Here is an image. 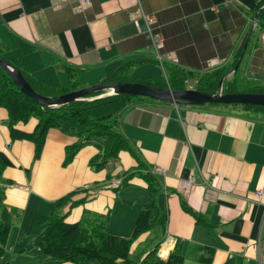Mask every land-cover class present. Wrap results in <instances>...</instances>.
<instances>
[{
	"label": "crops",
	"instance_id": "obj_1",
	"mask_svg": "<svg viewBox=\"0 0 264 264\" xmlns=\"http://www.w3.org/2000/svg\"><path fill=\"white\" fill-rule=\"evenodd\" d=\"M259 1L89 0L75 12L78 0H0V49L5 59L18 62L47 86L76 79L80 88L90 86L123 65L135 81L174 67L193 76L186 88H196L199 76L233 67ZM136 8L152 17L151 27L162 39L161 59L150 45L144 18L131 17ZM256 27L238 70L264 86V31ZM209 60L215 61L213 67ZM238 70L224 78L222 89L224 82L237 83ZM213 104L130 96L92 108L95 118L117 117L116 128L131 148L101 170L89 164L98 152L92 144L63 166L65 148L77 138L56 128L47 131L41 156L34 160L33 142L10 136L7 111L0 107V150L12 162L3 172V201L21 211L9 231L6 252L36 258V264H71L57 263L31 244L43 227L39 217L74 191L73 201L84 200L62 209L68 211L67 221L79 220L85 210L105 214L108 232L123 237L131 236L141 208L154 197L166 212L165 228L133 240V264L157 244L164 259L176 246L183 264H204L199 259L207 249L214 252L210 264H224L232 256L264 264V110ZM36 124L31 117L14 128L32 132ZM134 169L140 171L126 186H111ZM144 173L158 181L156 194L147 188ZM190 177L193 185L184 187ZM183 205L207 224L197 223Z\"/></svg>",
	"mask_w": 264,
	"mask_h": 264
},
{
	"label": "trees",
	"instance_id": "obj_2",
	"mask_svg": "<svg viewBox=\"0 0 264 264\" xmlns=\"http://www.w3.org/2000/svg\"><path fill=\"white\" fill-rule=\"evenodd\" d=\"M264 0L257 2L255 12L257 13V27L264 31ZM255 29V30H256ZM253 35V32L251 33ZM250 35V37H251ZM249 37L248 42L251 40ZM245 39V38H244ZM244 41L241 42L231 66H234L243 48ZM256 45V44H255ZM2 56V50L0 49ZM11 62V61H10ZM18 67L26 80L39 93L44 95H58L80 88L77 79L75 81L64 82L59 87L47 86L20 66L18 62H11ZM229 69V67L227 68ZM214 70L205 75L199 76L196 88L215 92L218 82L225 70ZM193 77L190 73L168 67L162 75H155L135 81L128 76L127 67L121 65L106 75L102 82H139L160 87L170 86L171 89L181 90L186 88V80ZM254 90L245 92L264 93V86L255 85ZM226 92H237L235 82H224L223 89ZM102 91L88 94L87 97L101 94ZM130 97L129 95H108L93 100H80L72 103L60 105L58 107L42 108L32 98L25 95L18 89L10 76L0 67V107L7 111V125L10 136L17 139H27L34 144V160L41 156L47 131L56 128L61 132L76 137L77 140L65 148V157L62 165H68L77 152L85 145L92 144L97 147L98 152L94 155L89 164L95 170L105 168L108 163L117 158L121 150H131L125 137L117 130V117L107 115L99 118L91 116V110L95 106L110 102L117 98ZM226 105V104H223ZM237 105V104H230ZM243 108L264 110L260 105H242ZM31 117L37 119V124L32 132H24L14 128L18 122H27ZM9 157L0 150V264H12L4 259L6 252V242L9 231L13 224L19 219L21 211L13 206L4 203V187L1 184L5 168L11 166ZM140 170H127L120 177L121 183L115 187L126 186L132 176ZM147 182V188L154 194L158 191L159 183L150 173L141 175ZM10 183V182H9ZM74 191L56 199L52 210L39 217V223L43 225L41 231L34 238L31 247L39 249L43 254L49 256L57 263L70 262L71 264H133L129 258V249L133 240L141 233L151 229L165 228L166 212L160 209L154 197L141 208L130 237L113 235L108 232L107 225L109 216L96 212L84 211L81 218L75 222H67L68 211L62 209L69 205L72 208L82 200L73 201ZM185 210L190 212L195 221L199 224H207L200 216L183 205ZM161 228V229H162ZM159 244L149 251L138 264H183L184 256L175 246L167 258H160L157 255ZM213 249H207L205 255L200 257L204 264H210L213 256ZM224 264H246L242 259L237 260L230 257Z\"/></svg>",
	"mask_w": 264,
	"mask_h": 264
},
{
	"label": "water",
	"instance_id": "obj_3",
	"mask_svg": "<svg viewBox=\"0 0 264 264\" xmlns=\"http://www.w3.org/2000/svg\"><path fill=\"white\" fill-rule=\"evenodd\" d=\"M264 7V6H263ZM253 25L245 38L242 51L237 63L220 78L215 92H207L197 88H184L174 90L169 87H160L139 82H98L90 86L81 87L58 95H44L37 92L26 80L21 70L10 61L0 55V67L10 76L12 81L25 95L32 98L42 108L58 107L63 104L80 100H93L108 95L141 96L150 99L170 102L175 104L202 105L205 103L215 104H250L264 106V93L256 92H222L224 78L236 72L241 65L242 57L247 48L248 40L257 24V13L254 16ZM102 91L101 94L87 97L88 94Z\"/></svg>",
	"mask_w": 264,
	"mask_h": 264
},
{
	"label": "built area",
	"instance_id": "obj_4",
	"mask_svg": "<svg viewBox=\"0 0 264 264\" xmlns=\"http://www.w3.org/2000/svg\"><path fill=\"white\" fill-rule=\"evenodd\" d=\"M78 5L75 7V12H79L81 10H83L89 3V0H78ZM137 16H142L145 20V27L144 30L148 35L149 41H150V45L154 48L156 56L161 59V54L159 52V47L161 46V37L160 35L155 32L153 30V27H151V23H152V17L146 15L140 8H136L135 10H133L131 12V17L135 18ZM262 37L264 38V34L262 35ZM215 65V61L209 60L208 61V66L209 67H213ZM156 171L160 174H165L164 169H160V168H156ZM121 178L118 179H114L110 184L113 187H117L120 183H121ZM194 180L192 177H190L187 181L182 182V185L185 187H191V185H193ZM158 255H161V251H158Z\"/></svg>",
	"mask_w": 264,
	"mask_h": 264
},
{
	"label": "rangeland",
	"instance_id": "obj_5",
	"mask_svg": "<svg viewBox=\"0 0 264 264\" xmlns=\"http://www.w3.org/2000/svg\"><path fill=\"white\" fill-rule=\"evenodd\" d=\"M255 84L256 83H254V80L248 79V76L246 74H244V76H243L240 73V69L238 70V72H237V83H236V89L238 90L237 92L254 90L255 89V87H254ZM131 97L135 98V97H139V96H131ZM213 105H215V104H213ZM95 107H97V106H95ZM91 116L95 118L94 114H91ZM65 220L67 221V219H65ZM67 222H72V221H67ZM6 249H7V246H6ZM25 255H26V253H25ZM17 256H18L17 253H13L12 251L9 250V251L6 252V255H4V259L12 258L14 261L20 260V262L23 263V264H36L35 263L37 261L36 258H34V259L29 258L28 259V258H24L23 256H18V259H16Z\"/></svg>",
	"mask_w": 264,
	"mask_h": 264
},
{
	"label": "clouds",
	"instance_id": "obj_6",
	"mask_svg": "<svg viewBox=\"0 0 264 264\" xmlns=\"http://www.w3.org/2000/svg\"><path fill=\"white\" fill-rule=\"evenodd\" d=\"M157 255H158V250H157ZM159 256V255H158ZM160 258H162L161 256H159Z\"/></svg>",
	"mask_w": 264,
	"mask_h": 264
}]
</instances>
